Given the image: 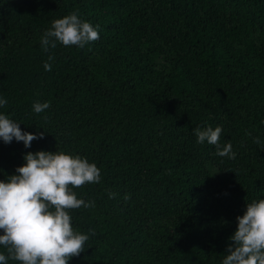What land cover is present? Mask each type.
Segmentation results:
<instances>
[{
	"label": "trees",
	"instance_id": "obj_1",
	"mask_svg": "<svg viewBox=\"0 0 264 264\" xmlns=\"http://www.w3.org/2000/svg\"><path fill=\"white\" fill-rule=\"evenodd\" d=\"M73 12L99 39L42 51ZM0 98L44 132L29 148L0 140V180L37 151L100 170L73 189L95 207L70 211L89 239L68 264H222L236 217L264 199V0H0ZM217 126L235 159L197 143Z\"/></svg>",
	"mask_w": 264,
	"mask_h": 264
},
{
	"label": "clouds",
	"instance_id": "obj_2",
	"mask_svg": "<svg viewBox=\"0 0 264 264\" xmlns=\"http://www.w3.org/2000/svg\"><path fill=\"white\" fill-rule=\"evenodd\" d=\"M98 27V26H97ZM99 39V33L89 22L82 21L73 12L52 22L41 37L42 51L49 52L57 44L83 48ZM54 57L49 55L48 60ZM44 69L51 70L45 63ZM7 104L0 98V107ZM50 104L35 102L33 112L39 114ZM222 128L208 127L194 130L197 143L215 145L216 155L235 159L231 143L220 147ZM44 132H24L19 123L0 114V140L5 144L13 140L31 142L43 139ZM259 143V140H255ZM24 164L16 174L0 180V264L16 261L18 264H68L85 251L89 236L73 229L70 211L81 207H95L94 202L77 198L74 188L100 181V170L95 163L65 152L37 151L23 156ZM115 193H109L114 198ZM125 199H128L125 196ZM237 227L229 237L222 264H264V199L246 204L242 216L236 217ZM91 231V230H89ZM94 234V233H93Z\"/></svg>",
	"mask_w": 264,
	"mask_h": 264
}]
</instances>
